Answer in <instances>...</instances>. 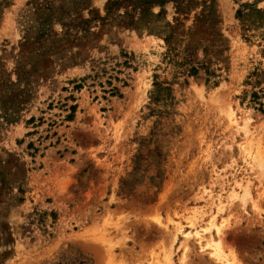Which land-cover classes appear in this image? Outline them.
<instances>
[{
    "label": "rangeland",
    "instance_id": "rangeland-1",
    "mask_svg": "<svg viewBox=\"0 0 264 264\" xmlns=\"http://www.w3.org/2000/svg\"><path fill=\"white\" fill-rule=\"evenodd\" d=\"M212 217L264 264V0H0V264H224Z\"/></svg>",
    "mask_w": 264,
    "mask_h": 264
},
{
    "label": "bare ground",
    "instance_id": "bare-ground-1",
    "mask_svg": "<svg viewBox=\"0 0 264 264\" xmlns=\"http://www.w3.org/2000/svg\"><path fill=\"white\" fill-rule=\"evenodd\" d=\"M245 120H246L245 116H241V117L234 116L230 121L233 122V125H234V128H235L236 132L237 131L238 132L241 131L243 136L246 137L248 135L249 130H248L247 126H246ZM243 150H244V147H243ZM247 154H250L249 151H247ZM250 158L253 160V162L255 161L256 165L259 168H262V162L260 160V156H259L258 151L253 157H250ZM234 194L236 195V193H234ZM246 194H247V192L245 191L243 196H242V198H241L242 200H244V196ZM219 210H222V209H218V211ZM191 225H192V223H191ZM222 227H223V221L216 225L214 223V217H212L210 219L209 226L205 230L210 231L213 228L214 232L216 234V238H213L212 234L211 235L209 234V236H210L209 240L206 241L204 246L207 247V248H210L209 254H210V256L214 257L215 260H217L219 262H223L224 264H234V261H230V260L227 259L226 255L223 253V250H222L221 245H220L219 234L221 233ZM176 232L177 233L180 232L183 235V237H188L191 234L193 237H196L198 240H200L202 238V233L200 231H194L193 233H189V232L184 233L181 230L180 226L176 227Z\"/></svg>",
    "mask_w": 264,
    "mask_h": 264
},
{
    "label": "trees",
    "instance_id": "trees-1",
    "mask_svg": "<svg viewBox=\"0 0 264 264\" xmlns=\"http://www.w3.org/2000/svg\"><path fill=\"white\" fill-rule=\"evenodd\" d=\"M153 1H155V0H153ZM157 1H159V0H157Z\"/></svg>",
    "mask_w": 264,
    "mask_h": 264
}]
</instances>
